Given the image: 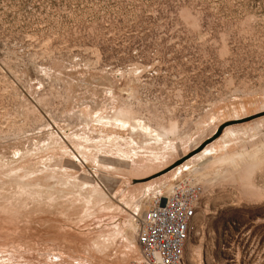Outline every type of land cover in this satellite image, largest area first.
Returning <instances> with one entry per match:
<instances>
[{
    "label": "rangeland",
    "instance_id": "rangeland-1",
    "mask_svg": "<svg viewBox=\"0 0 264 264\" xmlns=\"http://www.w3.org/2000/svg\"><path fill=\"white\" fill-rule=\"evenodd\" d=\"M196 170L187 264H264V0H0V264H131Z\"/></svg>",
    "mask_w": 264,
    "mask_h": 264
},
{
    "label": "built area",
    "instance_id": "built-area-1",
    "mask_svg": "<svg viewBox=\"0 0 264 264\" xmlns=\"http://www.w3.org/2000/svg\"><path fill=\"white\" fill-rule=\"evenodd\" d=\"M201 200L202 187L193 175L153 196L138 219L139 255L131 264H187L186 249Z\"/></svg>",
    "mask_w": 264,
    "mask_h": 264
},
{
    "label": "bare ground",
    "instance_id": "bare-ground-1",
    "mask_svg": "<svg viewBox=\"0 0 264 264\" xmlns=\"http://www.w3.org/2000/svg\"><path fill=\"white\" fill-rule=\"evenodd\" d=\"M166 130V129H165ZM172 131V130H171ZM171 131H166L167 132V134H169ZM165 132V133H166ZM234 132V131H233ZM238 132V131H237ZM163 133H164V131H163ZM230 133V132H229ZM172 134V133H171ZM234 134V133H233ZM165 135V134H164ZM235 135V134H234ZM51 136V135H50ZM167 136H169V135H167ZM58 138V135H52L51 137H50V139H49V141L50 142H48V146L49 147H51V145H53V139H55V138ZM60 137V136H59ZM61 138H63V137H61ZM75 138L77 139V140H79L82 144L83 143H85L86 141H90V143L91 142H93V140H91L90 139V137H87V136H85V135H79V136H75ZM57 140H59V139H57ZM54 141H56V139L54 140ZM66 141V140H65ZM68 141V140H67ZM70 141V140H69ZM222 141H223V143H225L226 144V146H229L231 143H232V140H231V138H230V136L227 134L225 137H223L222 138ZM57 142V141H56ZM64 142V141H63ZM58 143H59V141H58ZM78 143V142H77ZM222 143V142H221ZM63 144H65V143H63ZM68 145V144H67ZM110 145V144H109ZM54 146V145H53ZM60 146V145H59ZM106 146V145H105ZM83 147V146H82ZM85 147H87V146H85ZM90 147V146H89ZM111 147V146H110ZM46 148V147H45ZM44 148V149H45ZM55 148V147H54ZM84 148V147H83ZM217 148H219L218 147V144L216 143V144H212L211 146H210V148L208 149V151L205 153V154H203V157H206V154L208 155V154H211V152L212 151H214L215 149H217ZM88 149H90V148H88ZM93 149V148H92ZM47 150H49V148L47 149ZM52 150V149H51ZM83 150V149H82ZM87 150V149H86ZM44 151V150H43ZM63 151V150H62ZM70 153H72V151L71 150H68ZM84 151H85V149H84ZM90 151V150H89ZM99 152H100V150H98ZM133 151V150H132ZM143 151V150H142ZM147 152H148V150H147ZM151 152V151H150ZM150 152H148V153H150ZM217 152V151H216ZM46 153V152H45ZM49 153V152H48ZM63 153H64V151H63ZM88 153H90V152H88ZM119 153H121V158L123 159V161L124 160H127V159H129L130 158V153H126L125 152V149H119ZM137 153H139V151H134V152H132V154H136L137 155ZM147 153V154H148ZM102 154V153H101ZM72 155V154H71ZM73 155H74V153H73ZM143 155V154H142ZM90 156V155H89ZM98 156V155H97ZM141 156V155H140ZM145 156V155H144ZM151 156V155H150ZM72 157V156H71ZM77 157V156H76ZM95 157H96V155H95ZM146 157V156H145ZM155 157V156H154ZM161 157V156H160ZM198 157V156H197ZM200 157V156H199ZM198 157V158H199ZM232 157V156H231ZM239 157V155H234L232 158H227V159H224V160H222V161H220V163H222V162H226V161H235V159H237ZM159 158V157H158ZM163 158V157H162ZM145 159V158H144ZM158 160V159H157ZM101 161V160H100ZM146 161V160H145ZM148 161V160H147ZM138 162V161H137ZM124 163H126V162H124ZM157 163V162H156ZM122 164V163H121ZM127 165V164H126ZM151 165V164H150ZM128 166H129V164H128ZM132 166V165H131ZM143 167H145V166H143ZM48 168V167H47ZM140 168H138V170H139ZM141 169H143L142 167H141ZM3 170V169H2ZM5 170V169H4ZM50 171V170H49ZM53 171V170H52ZM198 171L196 170V171H193V172H191L190 173V175H193L195 178H197L196 177V175L198 174L197 173ZM55 173V172H54ZM174 173V172H173ZM181 173V169H178V171H176L173 175H172V179L173 178H176L179 174ZM3 174V173H2ZM5 174H3V176H4ZM7 175V174H6ZM189 175V176H190ZM171 176V175H170ZM188 176V177H189ZM8 177V176H7ZM28 178V177H27ZM11 179H12V177H11ZM14 179V178H13ZM12 179V180H13ZM198 179V178H197ZM17 183H20V184H22L23 186V189H24V191L26 190V186L28 185V183H26V182H24V179H18L17 177H16V179H14ZM48 180L50 181V180H54V177H50V178H48ZM24 182V183H23ZM31 185V184H30ZM157 185V182H153V183H150V184H148L147 186H146V191L147 192H149V193H155V191H156V189H155V186ZM171 186H172V184L170 183V185L166 188V190L165 191H169L170 189H171ZM30 188H31V186H30ZM145 191V190H144ZM7 192V191H6ZM98 192V191H97ZM145 195V194H144ZM158 195V194H157ZM131 204V203H130ZM135 203H133V205H134ZM1 205V204H0ZM131 207V206H130ZM5 209V208H4ZM3 210V209H2ZM5 212V211H4ZM4 215V214H3ZM7 216V215H6ZM7 221V220H6ZM10 221V220H9ZM129 221V220H128ZM127 224H128V222H127ZM129 226L131 225H133L132 223H129L128 224ZM127 228V227H126ZM132 228V227H131ZM129 230H130V227H129ZM123 232H124V230H122ZM116 232H118V231H116ZM122 232V233H123ZM125 232H126V230H125ZM132 232V231H131ZM119 236L121 235V234H118ZM117 235V236H118ZM122 236V235H121ZM125 236V235H124ZM127 237V236H126ZM125 237V238H126ZM14 238V237H13ZM12 238V239H13ZM129 239V238H128ZM100 240V239H99ZM98 240V241H99ZM126 240V243H127V245H128V248L129 247H131V249L132 248H134L133 246H134V243H132L131 241H129V240H127V238L125 239ZM9 241V240H8ZM13 241V240H12ZM99 243V242H98ZM97 243V244H98ZM102 244H99L98 245V247L99 246H101ZM105 245V244H104Z\"/></svg>",
    "mask_w": 264,
    "mask_h": 264
},
{
    "label": "water",
    "instance_id": "water-1",
    "mask_svg": "<svg viewBox=\"0 0 264 264\" xmlns=\"http://www.w3.org/2000/svg\"><path fill=\"white\" fill-rule=\"evenodd\" d=\"M222 133H223V128H220L218 131H217V133L215 134V139L216 138H219L221 135H222ZM204 146H201V148L200 149H202Z\"/></svg>",
    "mask_w": 264,
    "mask_h": 264
}]
</instances>
